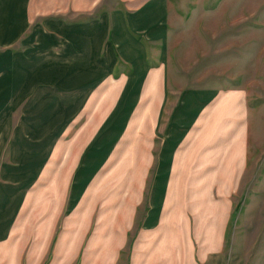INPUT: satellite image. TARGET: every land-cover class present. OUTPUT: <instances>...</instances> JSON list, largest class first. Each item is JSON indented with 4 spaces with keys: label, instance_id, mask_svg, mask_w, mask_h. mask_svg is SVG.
Listing matches in <instances>:
<instances>
[{
    "label": "crops",
    "instance_id": "obj_1",
    "mask_svg": "<svg viewBox=\"0 0 264 264\" xmlns=\"http://www.w3.org/2000/svg\"><path fill=\"white\" fill-rule=\"evenodd\" d=\"M129 1L35 25L15 53L18 77L0 74V264H119L125 247L126 264H232L223 249L232 203L218 194L245 161V103L239 91L192 89L166 110L169 2ZM165 111L157 181L131 233ZM108 144L113 160L122 154L106 170ZM192 217L211 227L201 250L178 228Z\"/></svg>",
    "mask_w": 264,
    "mask_h": 264
},
{
    "label": "rangeland",
    "instance_id": "obj_2",
    "mask_svg": "<svg viewBox=\"0 0 264 264\" xmlns=\"http://www.w3.org/2000/svg\"><path fill=\"white\" fill-rule=\"evenodd\" d=\"M168 2L170 19L166 45V110L174 104L181 92L192 89L240 92L241 102L245 103L247 148L245 161L230 167L237 170L235 176L228 180V187H231L225 194H218L224 196L229 204L232 203L223 249L226 254H230L232 264H264V0ZM129 4L133 2L0 0V74L4 69H10L11 76L18 77L13 66L15 53L21 50L24 43L35 40L32 34V27L35 25L48 19H64L70 22L86 20L102 11L124 8ZM21 42L23 43L20 44ZM11 84V88H14L15 82L12 81ZM167 116L165 111L159 121L160 125L154 129L155 142L151 146L153 161L149 171L151 174L147 173L142 182L135 179L139 180L144 193L136 195L134 199L139 205L135 210L136 225L131 233L137 230L147 208L151 186L157 181L159 141L164 134ZM114 147V144L101 147L104 154L101 168L106 167L109 170L110 162L114 165L121 160L122 153L119 154V160H113L115 153L110 155ZM101 168H92L86 172L83 184H95L94 181L98 179L97 171ZM106 173L107 171L103 174ZM128 180V176L121 177L114 185L124 187ZM215 182L217 181H214V185ZM101 183L108 186L112 181L104 178L99 184ZM191 184H194L193 180ZM106 194H102L103 201L108 196ZM117 196L116 201H121L124 195L119 193ZM185 225L179 224L178 228H189L193 241L201 250L205 241L212 237L207 236L211 227L200 223L195 217L191 218L186 227ZM185 238L183 233L182 239ZM124 250L126 251L120 256L119 264H126L128 251L126 247ZM184 259L185 257L182 260Z\"/></svg>",
    "mask_w": 264,
    "mask_h": 264
}]
</instances>
